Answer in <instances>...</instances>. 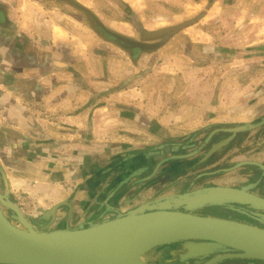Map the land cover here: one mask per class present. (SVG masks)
<instances>
[{
  "label": "crops",
  "instance_id": "obj_1",
  "mask_svg": "<svg viewBox=\"0 0 264 264\" xmlns=\"http://www.w3.org/2000/svg\"><path fill=\"white\" fill-rule=\"evenodd\" d=\"M13 1L0 0V191L41 227L85 226L139 204L167 148L180 149L174 139L241 124L243 74L264 75V0H118L123 21L159 32L135 58L74 17L83 7Z\"/></svg>",
  "mask_w": 264,
  "mask_h": 264
},
{
  "label": "water",
  "instance_id": "obj_2",
  "mask_svg": "<svg viewBox=\"0 0 264 264\" xmlns=\"http://www.w3.org/2000/svg\"><path fill=\"white\" fill-rule=\"evenodd\" d=\"M89 13L103 32L125 47L150 49L155 46L117 33ZM179 27L181 25L170 29ZM252 126L246 123L226 130L237 132ZM228 140L215 144L210 152ZM202 197L229 198L264 208V198L244 190L204 188V191L180 195L174 204L155 203L85 226L37 228L19 204L0 191V248L8 254L0 264H153L142 256L157 246L177 241H183L186 257L211 256L201 264H215L228 258L264 260V226L231 217L197 214L181 207ZM3 206L13 211L12 217L20 225L13 222ZM127 231H134L137 236L130 241L117 237Z\"/></svg>",
  "mask_w": 264,
  "mask_h": 264
},
{
  "label": "rangeland",
  "instance_id": "obj_3",
  "mask_svg": "<svg viewBox=\"0 0 264 264\" xmlns=\"http://www.w3.org/2000/svg\"><path fill=\"white\" fill-rule=\"evenodd\" d=\"M82 1L88 5L85 6L88 8V11L98 17L107 27L117 31L128 32L125 35L142 39L133 18H131L130 23L132 25L127 23V21H123L128 18V15L127 11L125 12V6L118 0ZM12 3L14 5L24 4L23 1L18 2L16 0ZM70 9L75 8L71 7ZM77 11V13L74 12V17L77 16L76 18H78L81 15L87 23L95 26L98 30L99 27L90 13L81 14L78 9ZM67 20H70V18ZM83 35L85 40L91 39L89 37L90 33L84 31ZM172 47L178 48L177 44L174 46L172 44L168 45V48ZM234 80H236L234 77L229 79V87H231V84H235ZM243 81H245L244 83H250V89L245 88V91L242 93L243 96L238 97L237 102L243 103L244 106V120H241V124H253L252 127L246 129L248 132L240 134L236 138V144L219 154L216 157L217 159L208 162L205 159L207 155L212 153L210 152L212 147L228 138H224L214 144L212 143L213 145L209 146L210 140L205 139L210 133L209 128H202V125H196L190 131L181 132L174 139L175 142H180L178 147L180 149L172 151L167 148V153L164 155L165 162L159 165L158 173L154 174V177H159L158 186L155 189H150V191H147L146 188L140 189V203H134L130 209L120 213L151 206L155 203L174 204L180 195H186V193L192 194L198 190L204 191V188L216 189V187H226L244 190L247 193L264 198V130L260 131L257 127L264 123V93L258 92L259 90L261 91L260 87L263 86L264 75L261 74L257 77L254 73L246 74L245 72L243 74ZM248 90H254V92L251 94L248 93ZM217 95L218 93H215V96ZM236 95L235 92H228V107L233 108L235 106L233 103L235 102ZM187 127L192 128V125ZM173 157L180 158L179 165H171L170 160H173ZM160 186L162 188H159ZM1 189L4 190V187H1ZM181 207L197 214L237 218L238 220L264 226V208L254 203L240 202L229 198L202 197L198 201ZM3 209L7 215L12 217L13 211L11 209L5 206H3ZM25 215L37 228L44 227L39 226L34 218L29 217L27 214ZM51 216L53 215H49L48 217ZM12 220L14 223L20 225L14 217H12ZM50 228H52L51 225ZM177 242L157 246L145 253L142 258L146 262L153 264H201L211 257L191 259L184 256L182 252L178 254L176 245L179 243ZM230 261L233 260L220 261L215 264H228Z\"/></svg>",
  "mask_w": 264,
  "mask_h": 264
},
{
  "label": "trees",
  "instance_id": "obj_4",
  "mask_svg": "<svg viewBox=\"0 0 264 264\" xmlns=\"http://www.w3.org/2000/svg\"><path fill=\"white\" fill-rule=\"evenodd\" d=\"M68 2H70V3H72V4H75V5H78V6H80V7H83L85 10H88L85 6H83L80 2H78L77 0H67ZM137 25H139L138 23H137ZM141 27V26H140ZM139 26H138V29H139V31H141L142 30V32L141 33H143V37H142V39H136V38H134V37H131V36H129V35H125V34H123V33H120V32H117V31H115V32H117V33H119V34H121V35H124V36H126V37H128V38H130V39H133V40H136V41H140V42H143V43H147V44H151V45H155L154 47H152V48H150V49H138V48H135V49H130V48H127V47H125L124 45H122L119 41H117V40H115V39H113L112 37H110L108 34H106L105 32H103L100 28H98V30H99V32L101 33V34H103L104 36H106V37H108L109 39H111L112 41H114L115 43H117V44H119L121 47H123L124 49H126L127 51H129L130 53H131V55H132V57L133 58H135L138 54H139V52H141V51H144V50H151V49H155V47H157L158 45H159V42H149L148 40H146L149 36H154L155 34H153L154 32H152V31H149V30H147V29H145V28H140ZM111 29V28H110ZM111 30H113V29H111ZM114 31V30H113ZM221 125H218V124H216V125H214V126H212V127H210L209 129H210V131H212L214 128H216V127H220ZM258 127V130H260V131H262V130H264V123H262V124H260L259 126H257ZM246 132H248V130H242V131H237V132H232V131H226V130H222V129H220V130H218L216 133H214L213 135H212V138L210 139V143H209V146H211V144L213 143H216V142H218V141H220V140H222V139H224L226 136H229L230 138H229V140L226 142V143H224L222 146H220L218 149H216L215 151H213L212 153H210L209 155H207V157H206V159H205V161L206 162H208V161H213L214 159H217L216 157L219 155V154H221L222 152H224L226 149H230L234 144H236V138L240 135V134H244V133H246ZM212 144V145H213ZM179 163H180V158H176V159H173L172 160V165L173 166H177V165H179Z\"/></svg>",
  "mask_w": 264,
  "mask_h": 264
},
{
  "label": "flooded vegetation",
  "instance_id": "obj_5",
  "mask_svg": "<svg viewBox=\"0 0 264 264\" xmlns=\"http://www.w3.org/2000/svg\"><path fill=\"white\" fill-rule=\"evenodd\" d=\"M8 216L11 217L10 215H8ZM235 219H237V218H235ZM177 243H179L178 245H176L178 254L181 252L184 253L187 251L186 247L184 246L183 241L177 242ZM228 260H233V261H230L228 264H264V260L248 259V258H228V259H225L222 261H228Z\"/></svg>",
  "mask_w": 264,
  "mask_h": 264
},
{
  "label": "bare ground",
  "instance_id": "obj_6",
  "mask_svg": "<svg viewBox=\"0 0 264 264\" xmlns=\"http://www.w3.org/2000/svg\"><path fill=\"white\" fill-rule=\"evenodd\" d=\"M136 232V230H134ZM134 231H127L123 234H119V236H117L118 238H122L123 240H132L133 238H135L137 236V234H135ZM8 257V254L0 248V262L1 261H5Z\"/></svg>",
  "mask_w": 264,
  "mask_h": 264
}]
</instances>
